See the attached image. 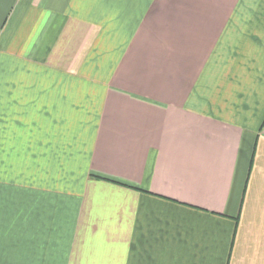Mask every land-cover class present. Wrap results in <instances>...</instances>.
<instances>
[{"label": "crops", "instance_id": "0c3cea01", "mask_svg": "<svg viewBox=\"0 0 264 264\" xmlns=\"http://www.w3.org/2000/svg\"><path fill=\"white\" fill-rule=\"evenodd\" d=\"M0 264H264V0H0Z\"/></svg>", "mask_w": 264, "mask_h": 264}]
</instances>
